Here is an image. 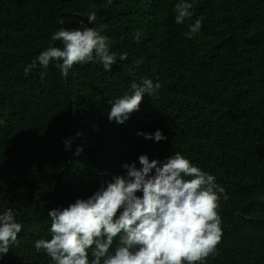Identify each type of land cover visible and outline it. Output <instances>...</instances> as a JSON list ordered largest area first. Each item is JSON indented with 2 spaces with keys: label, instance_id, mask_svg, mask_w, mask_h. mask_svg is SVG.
<instances>
[{
  "label": "trees",
  "instance_id": "1",
  "mask_svg": "<svg viewBox=\"0 0 264 264\" xmlns=\"http://www.w3.org/2000/svg\"><path fill=\"white\" fill-rule=\"evenodd\" d=\"M178 2L0 0V213L10 207L23 224L0 264H51L34 247L51 238L49 210L87 198L124 163L140 167L141 154L163 161L175 152L225 190L222 242L206 264H264V0H188L193 15L183 25ZM197 19L201 31L186 38ZM84 26H106L111 71L89 62L65 78L53 62L43 80L39 65L24 74L41 51L63 47L55 31ZM144 78L160 83L158 94H145L125 124L109 122L107 102ZM156 129L168 139L136 135Z\"/></svg>",
  "mask_w": 264,
  "mask_h": 264
},
{
  "label": "clouds",
  "instance_id": "2",
  "mask_svg": "<svg viewBox=\"0 0 264 264\" xmlns=\"http://www.w3.org/2000/svg\"><path fill=\"white\" fill-rule=\"evenodd\" d=\"M193 7V2L179 0L174 5L175 23L183 25L189 20ZM86 18L94 24L96 12H88ZM104 27L55 31L51 39L61 41L63 47L41 51L23 69L24 74L39 65L44 70L40 73L43 80L53 62L65 78L74 65L89 62L111 71L117 56L110 52L109 38L101 34ZM201 28L202 20L197 19L189 25L186 38L191 39ZM135 39H140L139 32ZM119 59L126 60L127 54H120ZM160 88V83L154 84L150 78L139 84L131 82L129 93L107 102L111 105L108 121L125 124L140 110L145 94L153 97ZM136 135L157 143L168 139L160 129ZM70 145L66 138V151ZM82 152L83 147L77 146L74 155ZM138 163L140 167L135 161L122 164L121 174L102 181L87 198H76L66 207L49 210L51 238L37 239L36 252L46 254L51 264H206L209 257L215 258L223 237L220 194L225 193L216 177L180 152L163 161L141 154ZM16 217L10 207L0 213V259L19 244L23 224Z\"/></svg>",
  "mask_w": 264,
  "mask_h": 264
}]
</instances>
